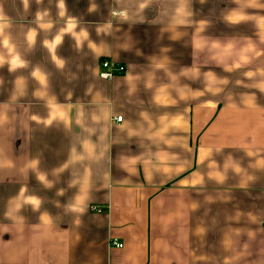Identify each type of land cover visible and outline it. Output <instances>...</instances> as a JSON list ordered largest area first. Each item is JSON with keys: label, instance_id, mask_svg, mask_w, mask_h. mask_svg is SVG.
Returning <instances> with one entry per match:
<instances>
[{"label": "crops", "instance_id": "0c3cea01", "mask_svg": "<svg viewBox=\"0 0 264 264\" xmlns=\"http://www.w3.org/2000/svg\"><path fill=\"white\" fill-rule=\"evenodd\" d=\"M0 264H264V0H0Z\"/></svg>", "mask_w": 264, "mask_h": 264}, {"label": "built area", "instance_id": "2783aa9c", "mask_svg": "<svg viewBox=\"0 0 264 264\" xmlns=\"http://www.w3.org/2000/svg\"><path fill=\"white\" fill-rule=\"evenodd\" d=\"M125 71V67L124 66H120V65H116L115 63L109 61V60H103L100 64V72H99V77L102 80L105 81H111L115 75L117 74H122ZM122 118L118 117L116 118L117 122H121ZM92 211L94 212H101V209L93 207L91 208ZM111 245L115 248H122L123 245L113 241L111 242Z\"/></svg>", "mask_w": 264, "mask_h": 264}]
</instances>
